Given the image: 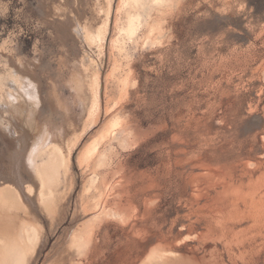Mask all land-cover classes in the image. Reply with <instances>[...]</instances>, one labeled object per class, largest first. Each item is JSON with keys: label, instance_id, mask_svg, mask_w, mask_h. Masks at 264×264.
Returning a JSON list of instances; mask_svg holds the SVG:
<instances>
[{"label": "rangeland", "instance_id": "rangeland-1", "mask_svg": "<svg viewBox=\"0 0 264 264\" xmlns=\"http://www.w3.org/2000/svg\"><path fill=\"white\" fill-rule=\"evenodd\" d=\"M146 1L120 54L110 44L131 10L120 0L109 12L106 0H0V92L17 74L29 77L39 97L35 123L50 133L47 148L80 136L63 198L46 212L25 195L34 186L31 140L9 132L15 119L0 106V239L17 241L21 228L40 227L29 264H264V0ZM107 14L98 56L77 28L95 31ZM86 56L99 61L100 107L82 134L86 96L74 81ZM115 58L120 69L109 78ZM125 75L128 96L107 112ZM115 115L122 126L95 156L105 161L82 170L84 147ZM93 176L108 189L110 214L133 221L135 234L132 225L108 224L91 237L93 226L110 218L90 223L92 214L79 210ZM82 227L89 245L74 259L69 239ZM157 255L164 260L151 263Z\"/></svg>", "mask_w": 264, "mask_h": 264}, {"label": "bare ground", "instance_id": "bare-ground-1", "mask_svg": "<svg viewBox=\"0 0 264 264\" xmlns=\"http://www.w3.org/2000/svg\"><path fill=\"white\" fill-rule=\"evenodd\" d=\"M111 1L112 0H106L107 10H108L107 12H109L110 10ZM168 1L169 0H149L148 3L150 2L155 6L161 7L164 6L165 4L167 5ZM143 2L144 0H120L119 7H125V8L130 7L131 10L127 8L129 12L127 13V16H125V18H127L126 21L124 23L122 22L121 25L119 26L118 25L115 26L116 35L118 37L116 39L113 38L111 40L110 46L112 48V51L113 49H116L121 54V52L124 50V46H125L124 42L126 38H131L137 33L141 24V12L143 9V4L145 3ZM108 14L106 16L103 25L95 29V31L94 30L92 31L87 26L82 27L78 25L79 27L77 28V31L81 35L83 41H85L87 45L90 47L95 46V48L98 50V56L102 55L103 53L104 42L108 31V24H109L108 19H110ZM118 22L119 19H117L116 23ZM88 55L90 54L88 53ZM90 56H86V58L82 60L81 62L82 70L80 69V71H78V72H82V75L81 74L76 75L77 77L75 78L74 81L76 87L75 89L81 94H84L86 96L84 100L85 102H83L84 104L83 112H85L86 118L84 119V121H82L83 125L81 129V133L82 132L86 133L87 130L93 128V126L97 122V117L100 107L99 104L100 76H98L97 73V70L99 68V61L97 60L98 58L96 56H95L96 58L95 57L92 58ZM118 60L119 59L116 58L113 59L112 67L108 75L109 78L115 76L116 72L119 71L120 65ZM17 61L19 62L20 65V68H18L17 70L21 72V66H23V64L19 60ZM29 79H30L29 77L26 78L21 74L20 75L17 74L14 78H11L10 80L12 82V85L10 86L9 84H7V87L0 92V106L5 114L9 113L13 116L16 123L15 126L18 127L20 131H23L22 132L23 135L19 133L20 131L19 132L17 131L18 129L17 130L15 129L16 127H12V125H10V127L8 128L9 132L15 137L22 136L24 137V139L30 138L31 140L26 159L29 166V171H30L29 173L32 177L31 180H33L34 186H30V185L27 186V188H25V195H27L28 197L34 195L35 198L34 200H36L38 204L43 207L44 211L51 212L53 211L52 210L53 208H55L56 206L58 207L60 199L63 198V196L61 195L63 192L61 193L62 190L60 191L61 188L60 186L65 183L64 181L66 179L67 174L69 173L70 164H71L70 162L71 155L73 150L78 144L80 136H74L71 139L68 138L70 136L68 137L66 136L69 140H67L66 138L67 141L66 143L63 144L64 148L56 144L54 146H51V148H47L48 147L47 143L50 138V133L44 126L39 127L37 123H35L36 122L35 111L37 110L38 107L39 97H38L36 85H34V83H32V80L30 81ZM119 82H118L119 88L115 96L116 98L112 101L111 105L107 107L106 109L107 112H109L110 109L114 110L122 106L123 102L126 100L128 96V88L129 85L131 84L129 76L128 75L123 76ZM120 126H122L121 118L116 115L113 116L111 119L107 121V123L103 126L100 132L96 136H94V138L89 143H87V145L84 147V150L82 151V153L78 158V163L82 170L90 168L91 165L96 164L98 162L102 163L105 161V157L103 155H99L98 161L96 160L95 156L97 154L98 147L105 140L115 138V135H113V133ZM69 128L72 127L69 125ZM62 142L60 141L61 144ZM98 179H99L98 176H93L92 178L89 179V182L87 186L84 188L83 194L80 199L79 210L82 213V215L84 216L89 213L92 214L90 216L91 220H89L90 223H92V221L93 222L97 221L102 216H106V217L110 216V218L114 217V219L117 218V214L115 215L113 214V212H111L112 213L111 215L109 211L110 209H108L109 207L106 206L107 203L106 198L109 192L107 188L105 189L102 188L103 186L100 187L98 185L99 183ZM4 190H7V188ZM4 190L1 189V192H5ZM59 195H61L62 198H59ZM122 218L123 217L120 216L119 220ZM124 219L125 218H123V220ZM87 227L90 228V226ZM87 227L76 229L75 231L72 232V235L69 239L68 250L70 255L74 259L76 258L78 259L79 257H81L85 253V250L87 249L86 247L89 245L88 236H90L91 234L88 231ZM19 235L20 236L17 241L16 240L11 241L3 237H2L3 239H0V264H27V263L29 264L28 262L29 259L32 260V256L35 254L41 239L42 229L40 227L27 226L21 228V233ZM6 255H7V259L5 258ZM163 256L164 255L150 256V258L148 257V259H150L151 263L153 262L156 263L164 260ZM3 257L6 260L3 259Z\"/></svg>", "mask_w": 264, "mask_h": 264}, {"label": "crops", "instance_id": "crops-1", "mask_svg": "<svg viewBox=\"0 0 264 264\" xmlns=\"http://www.w3.org/2000/svg\"><path fill=\"white\" fill-rule=\"evenodd\" d=\"M108 224H114L116 228H121V229H126V228H130V226L133 224V221L124 224L123 222L117 220V219H111V218H107V219H102L101 221H99L96 226H94L93 231H92V235L91 237H93V235L98 232V229L102 230L103 227H106V225ZM132 234H135V228L132 225L131 231ZM138 234H141V229L138 228L137 230ZM133 237H131V239L134 238V235H132ZM92 239V238H91Z\"/></svg>", "mask_w": 264, "mask_h": 264}]
</instances>
